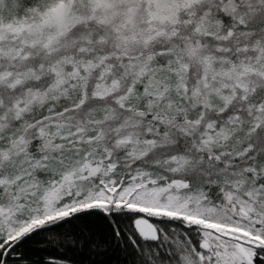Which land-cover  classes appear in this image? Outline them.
<instances>
[{
  "label": "snow or ice",
  "instance_id": "snow-or-ice-1",
  "mask_svg": "<svg viewBox=\"0 0 264 264\" xmlns=\"http://www.w3.org/2000/svg\"><path fill=\"white\" fill-rule=\"evenodd\" d=\"M0 264H264V0H0Z\"/></svg>",
  "mask_w": 264,
  "mask_h": 264
}]
</instances>
